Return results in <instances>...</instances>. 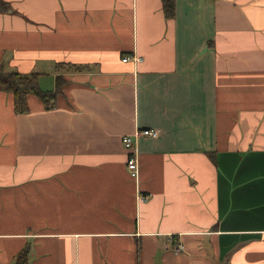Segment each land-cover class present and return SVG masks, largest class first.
I'll return each instance as SVG.
<instances>
[{
    "label": "crops",
    "instance_id": "1",
    "mask_svg": "<svg viewBox=\"0 0 264 264\" xmlns=\"http://www.w3.org/2000/svg\"><path fill=\"white\" fill-rule=\"evenodd\" d=\"M0 1V264H264V0Z\"/></svg>",
    "mask_w": 264,
    "mask_h": 264
},
{
    "label": "trees",
    "instance_id": "2",
    "mask_svg": "<svg viewBox=\"0 0 264 264\" xmlns=\"http://www.w3.org/2000/svg\"><path fill=\"white\" fill-rule=\"evenodd\" d=\"M165 17L169 18L173 14L174 1L161 0ZM5 3L0 1V10L5 7ZM64 66V65H63ZM60 64L58 67L63 68ZM39 73L31 72L22 74L17 71H5L0 65V90L9 92L13 96V108L16 113L28 110L26 97L31 94L37 97L46 109L54 105L57 96L62 93V88L66 83L65 78L58 74L55 76L54 88L49 91L41 90L38 86ZM28 250L23 248L15 257L13 264H27Z\"/></svg>",
    "mask_w": 264,
    "mask_h": 264
},
{
    "label": "built area",
    "instance_id": "3",
    "mask_svg": "<svg viewBox=\"0 0 264 264\" xmlns=\"http://www.w3.org/2000/svg\"><path fill=\"white\" fill-rule=\"evenodd\" d=\"M129 57L125 56L122 58V61L128 60ZM135 60H139V58H135ZM158 132L151 128H143L136 130L133 135H142V136H149V137H156ZM121 142L123 147L127 150V157H126V169L128 175L132 179H136L138 177V160L135 153L132 151L133 141L131 135H123L121 138ZM148 196L141 197V200H145ZM172 251L174 253H180L183 251V245L181 243H176L172 247Z\"/></svg>",
    "mask_w": 264,
    "mask_h": 264
},
{
    "label": "rangeland",
    "instance_id": "4",
    "mask_svg": "<svg viewBox=\"0 0 264 264\" xmlns=\"http://www.w3.org/2000/svg\"><path fill=\"white\" fill-rule=\"evenodd\" d=\"M6 69V68H5ZM6 71H7V69H6ZM8 71H10V70H8Z\"/></svg>",
    "mask_w": 264,
    "mask_h": 264
}]
</instances>
